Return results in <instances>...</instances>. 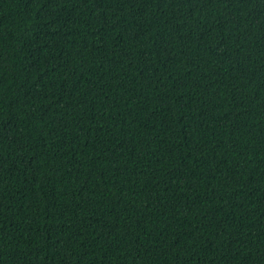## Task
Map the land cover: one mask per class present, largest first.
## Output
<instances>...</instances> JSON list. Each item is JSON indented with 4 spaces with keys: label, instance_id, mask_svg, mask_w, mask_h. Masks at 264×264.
Segmentation results:
<instances>
[{
    "label": "trees",
    "instance_id": "16d2710c",
    "mask_svg": "<svg viewBox=\"0 0 264 264\" xmlns=\"http://www.w3.org/2000/svg\"><path fill=\"white\" fill-rule=\"evenodd\" d=\"M0 264H264V0H0Z\"/></svg>",
    "mask_w": 264,
    "mask_h": 264
}]
</instances>
